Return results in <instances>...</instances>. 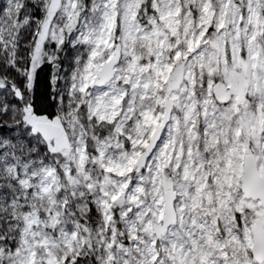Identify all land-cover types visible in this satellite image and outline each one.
Segmentation results:
<instances>
[{"label": "snow or ice", "instance_id": "snow-or-ice-1", "mask_svg": "<svg viewBox=\"0 0 264 264\" xmlns=\"http://www.w3.org/2000/svg\"><path fill=\"white\" fill-rule=\"evenodd\" d=\"M0 264H264V0H0Z\"/></svg>", "mask_w": 264, "mask_h": 264}]
</instances>
